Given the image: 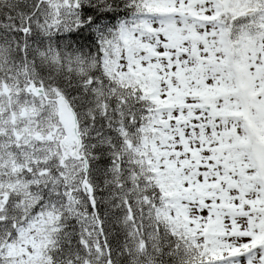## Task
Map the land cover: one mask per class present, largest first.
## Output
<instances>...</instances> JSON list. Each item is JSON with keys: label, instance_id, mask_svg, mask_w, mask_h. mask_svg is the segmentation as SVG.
Instances as JSON below:
<instances>
[{"label": "snow or ice", "instance_id": "1", "mask_svg": "<svg viewBox=\"0 0 264 264\" xmlns=\"http://www.w3.org/2000/svg\"><path fill=\"white\" fill-rule=\"evenodd\" d=\"M0 264H264V0H0Z\"/></svg>", "mask_w": 264, "mask_h": 264}]
</instances>
